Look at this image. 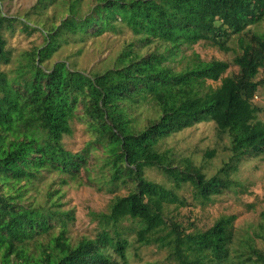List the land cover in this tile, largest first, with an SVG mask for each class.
<instances>
[{
  "label": "trees",
  "instance_id": "trees-1",
  "mask_svg": "<svg viewBox=\"0 0 264 264\" xmlns=\"http://www.w3.org/2000/svg\"><path fill=\"white\" fill-rule=\"evenodd\" d=\"M262 21L264 0H34L22 14L0 10V67L11 61L5 32L42 38L15 57L13 69L0 70V264H126L132 242L163 251L167 264H264V246L253 239L264 241L261 223L259 231L239 236L234 214H220L201 229L171 213L241 194L243 186L231 178L238 163L264 154L254 102L264 84L256 80L264 69V32L241 37ZM122 29L134 41L100 72L66 61L47 64L65 45ZM233 37L238 54L230 62L184 53L197 43L225 53ZM231 65L236 72L223 77ZM145 108L152 112L139 126ZM72 120L91 138L77 152L63 145ZM201 122L214 124L228 141L227 162L208 177L191 159L159 147ZM94 150L101 151L103 182L90 178ZM147 169L164 182L146 178ZM45 177L38 202L34 187ZM75 180L112 197L105 211H89L93 236L72 242L73 211L61 209L60 188ZM183 187L190 201L178 193ZM29 190L35 196L27 197Z\"/></svg>",
  "mask_w": 264,
  "mask_h": 264
},
{
  "label": "rangeland",
  "instance_id": "rangeland-1",
  "mask_svg": "<svg viewBox=\"0 0 264 264\" xmlns=\"http://www.w3.org/2000/svg\"><path fill=\"white\" fill-rule=\"evenodd\" d=\"M33 2L34 0H0V10L8 14H22ZM48 13H50L49 10ZM251 31L264 32V21L259 25L250 26L241 37L247 38ZM4 35L6 48L9 50L11 59L6 66L0 67V70L5 72L10 71L16 65L15 57L17 55L40 46L42 42V38L38 33L25 36L19 32H14L12 35L5 32ZM133 41L134 37L126 29H122L117 34L109 33L99 37L88 38L85 41L61 47L48 58L47 64L56 61H66L74 68L84 72L91 70L100 72L110 67L115 54L118 51L120 52L126 44ZM227 45L229 50L225 53L206 43H197L190 49H185L184 53L185 55L194 53L202 61L218 59L230 62L238 54L237 37H233ZM173 65L176 64L174 63ZM235 72L236 68L231 65L222 76H229ZM256 80L264 82V69L258 72ZM218 83L219 80L214 82L207 81L206 85L214 87ZM254 102L261 109V112L257 115V120L264 125V84L258 87ZM151 112L149 108L141 110L137 124L141 126L143 124L142 120ZM70 127L72 128V134L63 139V145L67 150L77 152L85 148L91 138L81 121L72 120ZM159 147L161 150L171 151L173 156L177 158L187 157V159H191L194 165L202 168L203 173L207 177L211 176L222 163L227 162L229 153L226 137L219 134L211 122H201L190 128H184L162 141ZM209 151L213 152L212 157L206 159L204 154ZM100 153V150H94L92 153L95 159H92L94 165L91 166L90 178L100 179V174L97 171V168L101 165V161L98 160ZM80 174V178L85 179L83 172H80ZM145 177L156 183L164 182L163 177L153 169H147ZM231 178L243 186L241 194L225 193L217 195L213 203L209 205L203 207L197 204L186 205L176 210L172 209L171 213L181 224L188 225V222H192L195 227L201 229L210 225L220 214H234L235 220L232 225L239 236L250 234L252 230L259 231L258 225L260 223L264 227V154L258 158L250 157L249 159L241 160L238 163L236 173ZM44 179L40 183H36L34 187L38 191L35 198L38 202L42 201L43 188L48 182V177ZM77 180L60 188L62 197L60 200L61 209H71L73 211V220L67 225V235L72 242H75L82 235L93 236L94 223L89 217V211H105L112 197L103 190L96 192ZM97 182H103V180L100 179ZM178 193L186 196L188 201H190L188 187H183ZM117 194L122 195L123 191H119ZM31 196H35V193L29 190L27 197ZM253 239L257 246H264L262 238L253 235ZM129 240L132 241V237ZM126 257V264H167L163 261V251L156 250L151 245L141 246L134 242L130 244Z\"/></svg>",
  "mask_w": 264,
  "mask_h": 264
}]
</instances>
